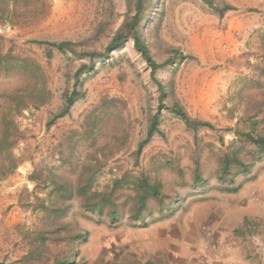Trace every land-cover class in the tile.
<instances>
[{"label":"rangeland","instance_id":"obj_1","mask_svg":"<svg viewBox=\"0 0 264 264\" xmlns=\"http://www.w3.org/2000/svg\"><path fill=\"white\" fill-rule=\"evenodd\" d=\"M216 1L235 9L221 16L206 0H156L143 27L154 58L175 61L157 72L168 89H174L166 103H180L215 129L205 127L195 133L163 108L162 132L137 156L150 117L160 107V91L133 42L96 59L84 78L85 97L52 124L63 106L64 93L73 86L75 71L87 59L56 48L48 58L49 45L42 43L71 40L79 50L104 51L124 22L127 0H0V34L6 51L41 67L40 80L26 72L0 73V122L6 112L8 120H13L6 91L29 94L45 84L52 92L39 107L11 112L22 138L13 149L19 159L16 167L11 165L8 147L0 150V264H28L22 258L41 234L49 247L44 264L57 255L71 256L72 264H143L134 235L126 234V229L137 226L130 218L131 206L117 225L104 214L86 210L78 197L62 217L39 208L41 200L50 203V180L63 175L77 182L83 161L98 165L108 160L94 182L100 191L124 175L144 173L160 179L169 195H180L173 208L203 194L204 187L218 179L219 155L237 140L233 132L237 122L257 111V105L264 106V85L255 84L257 79L264 83L260 74L264 0ZM176 51L186 57H176ZM259 129L264 133V123ZM70 145L75 148L72 163L66 161ZM198 160L205 186L193 184ZM35 171L41 175L38 182L31 179ZM129 193L126 188L122 195ZM71 233H84V238L73 243Z\"/></svg>","mask_w":264,"mask_h":264},{"label":"trees","instance_id":"obj_2","mask_svg":"<svg viewBox=\"0 0 264 264\" xmlns=\"http://www.w3.org/2000/svg\"><path fill=\"white\" fill-rule=\"evenodd\" d=\"M155 2L156 0H127L128 11L124 22L104 51L79 50L77 48L78 43L71 40L42 42L49 45V47H47L48 58L53 57V48H56L64 54H75L87 59V61H84L75 71L73 86L64 93L63 106L59 112L54 115L49 124H52L57 118L67 115L71 111L72 106L85 97L84 78L85 75L94 68L96 59H102L113 50L119 48L123 43L132 41L136 50L150 66L152 77L157 83L160 91V107L158 111L150 117L147 133L139 142L136 155L139 156L144 148L152 141L154 136L162 132L161 109L163 108L169 109L176 116L181 118L186 126L195 133H198L200 129L205 127L215 129L213 123L198 117H193L180 103L174 102L169 105L165 101L169 95L173 94L174 89L173 87L168 89L167 85L157 77V72L161 68L173 64L175 61L174 59H169L165 62H158L154 58L143 33V27L150 19V13L154 8ZM206 2L213 6L221 16L227 11L235 9V6L229 3H218L216 0H206ZM4 42V37L0 34V73L9 72L11 70L24 74L26 72L28 75L30 74L31 77L40 80V65L30 58L15 59L11 56V52L6 51ZM178 56H180V58L186 57L182 52L176 51V57ZM260 67H262V65H260ZM260 74L264 77V67L261 69ZM259 83L260 81L257 79V81H255L256 85H264V83ZM51 93L48 86L43 84L37 90L34 87L29 94H23L22 90H14L11 93L6 91L4 94V97L6 96L7 98L8 96V101L11 102L9 111L13 120H8L6 112L4 114L6 116L0 122V150L4 151V149L8 147L9 156L12 158L11 165L13 167H16L19 161V159L13 155V149L18 141L21 140L22 132L14 122L15 118L11 112L15 111L14 114H16L29 107H39L46 102L47 97H49ZM1 98L0 100H2ZM257 106V111L249 113L246 119L243 116L240 121L237 122L233 130L237 140L228 144L227 148L219 155L218 179L223 184H232L238 175L250 172L254 165L264 157V133L259 129L260 124L264 123V115L261 120L255 119L260 114H264V106ZM68 148H70V154L66 161L72 163L75 148L71 147V145ZM107 161L108 160L99 161L100 163L98 165L83 161L79 180L74 183L63 175L52 178L50 180L51 190L49 191L48 197L50 203L47 204L45 200H41L40 197H38V201L41 200L39 208L56 217H62L67 214L71 200L78 197L81 199L82 206L86 210L104 214L111 224L117 225L124 215L125 208L131 206L130 218L137 226L146 225L151 222L153 218L167 217L174 212L175 208H173V204L179 201L180 195L172 197L166 192L164 184L160 179H153L151 176L144 173L139 176L124 175L118 177L114 180L109 189L103 191L97 190L94 187L95 179L102 169V166L105 165ZM199 163L198 160L193 176V184L205 186L207 181L198 169ZM31 179L38 182L41 179V175H38L35 171ZM126 188H128L131 193L123 196L122 193ZM156 214L159 215L156 217ZM40 232L42 233V231ZM68 237L71 241H74L73 243H75L76 240L80 242V240L84 238V233H71ZM47 241L46 235L41 234L40 238L35 241L33 249L22 258V261L28 264H44L42 261L43 256L49 251ZM33 259H36V261ZM46 259L51 260L49 257ZM45 263H47V261H45ZM50 264H72V258L69 255H57L54 256Z\"/></svg>","mask_w":264,"mask_h":264},{"label":"crops","instance_id":"obj_3","mask_svg":"<svg viewBox=\"0 0 264 264\" xmlns=\"http://www.w3.org/2000/svg\"><path fill=\"white\" fill-rule=\"evenodd\" d=\"M202 193L167 217L126 229L141 262L264 264V157L232 184L216 179Z\"/></svg>","mask_w":264,"mask_h":264}]
</instances>
